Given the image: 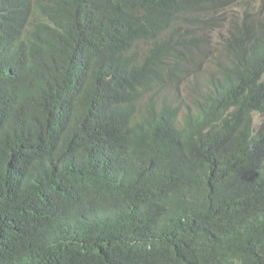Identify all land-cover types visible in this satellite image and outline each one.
Segmentation results:
<instances>
[{"label":"trees","instance_id":"obj_1","mask_svg":"<svg viewBox=\"0 0 264 264\" xmlns=\"http://www.w3.org/2000/svg\"><path fill=\"white\" fill-rule=\"evenodd\" d=\"M0 264H264V0H0Z\"/></svg>","mask_w":264,"mask_h":264},{"label":"bare ground","instance_id":"obj_2","mask_svg":"<svg viewBox=\"0 0 264 264\" xmlns=\"http://www.w3.org/2000/svg\"><path fill=\"white\" fill-rule=\"evenodd\" d=\"M172 22V21H171ZM180 26V25H179ZM166 34V33H165Z\"/></svg>","mask_w":264,"mask_h":264}]
</instances>
